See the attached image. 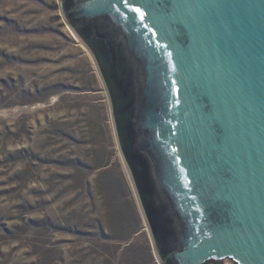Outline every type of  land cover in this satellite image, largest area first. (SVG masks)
Segmentation results:
<instances>
[{"label": "water", "instance_id": "obj_1", "mask_svg": "<svg viewBox=\"0 0 264 264\" xmlns=\"http://www.w3.org/2000/svg\"><path fill=\"white\" fill-rule=\"evenodd\" d=\"M58 3L161 264H264V0Z\"/></svg>", "mask_w": 264, "mask_h": 264}, {"label": "rangeland", "instance_id": "obj_2", "mask_svg": "<svg viewBox=\"0 0 264 264\" xmlns=\"http://www.w3.org/2000/svg\"><path fill=\"white\" fill-rule=\"evenodd\" d=\"M58 2L0 0V264H161L96 59Z\"/></svg>", "mask_w": 264, "mask_h": 264}]
</instances>
